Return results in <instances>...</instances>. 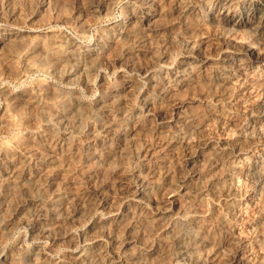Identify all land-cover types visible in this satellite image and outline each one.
Returning <instances> with one entry per match:
<instances>
[{"label": "rangeland", "instance_id": "1", "mask_svg": "<svg viewBox=\"0 0 264 264\" xmlns=\"http://www.w3.org/2000/svg\"><path fill=\"white\" fill-rule=\"evenodd\" d=\"M98 1L105 6L100 11L91 13L89 10L87 11L91 0H0V38H4L0 41V147L6 149L9 153L17 151L21 155L23 153L28 154L26 152L31 149L28 138L36 137V141H34L36 147H33L36 148V154L33 157L31 155L30 158L34 171L40 172L44 166H48L44 164V160L49 147V139L52 138V134L55 135L59 130L62 131V128L54 130L53 126H50V120L41 121V111L39 110L51 111L56 109L55 101L64 97L69 89L77 90L78 92L75 95H78L79 101L88 108L90 105H86V103H93L96 98L100 99L102 87L99 85L101 84L115 80L120 85L128 82L127 85L132 86L124 88L122 94L130 98L134 96L136 87L129 82L139 80V83L142 84V90L148 87L139 70L141 68L152 69L153 61L150 56L147 52L137 55L134 49L121 55V45L111 35V27L123 21L125 10L127 8L131 9L138 0ZM163 1L162 8L160 7L161 10L155 12L159 14L153 15L146 22L147 25L150 24L154 28L150 31L149 36L152 41L164 39L167 41L173 31L168 26L170 22L169 11L173 3L171 0ZM192 1L198 8V14L192 16L189 23L184 26L187 35L194 36L195 40H199L203 36L216 38L225 33L229 34V25L225 21L221 23L217 21L208 22L206 3L209 0ZM258 1L262 0H234L235 5L233 8L235 10L230 15H233L234 11L237 10L243 11L244 6L247 8L252 4L250 2L257 3ZM78 22L86 23L87 29L78 30ZM147 25L141 27V30L145 29ZM137 26L128 25V28H131L130 32L132 30V33H135L140 28ZM236 28L237 32L234 34L240 40L249 39L250 34L253 33L246 25H236ZM16 33H21L20 36L23 37V42L15 39ZM68 38H71L73 50L78 49L77 52L80 51V54L86 53L90 49L99 48L100 50L103 49V54L106 57L115 59L113 65H110L106 58L99 61V64L88 63L87 69L90 70L89 80L91 81L89 84H91L92 91L86 88L87 83L84 76L78 79L72 76L61 80L60 69L55 68L58 71L54 69L53 64L57 59L54 52L57 48H66L67 50ZM46 43L49 50L44 46ZM171 48L174 49L175 46H171ZM201 49L202 55L207 59L202 69L203 72L199 75L194 74L187 81H184L181 86H177L175 89L172 88L167 93L168 100L178 102V109L171 114L173 117H170L169 122L164 121L163 127L167 128H162L161 120L156 119L159 104H150L143 111L141 120L133 121L130 126L129 140L124 138L121 142L115 144L112 149L111 147H105L108 150L105 151L111 154L109 153V159L105 160L103 164L107 168H110V166L114 168L122 166L125 162V159L120 157L117 149L158 143V141L165 138V132L171 130L172 127H176L182 135L187 134L190 140L186 135L185 138L191 143L186 140H177L172 148L174 151L170 150L168 151L170 153L166 151L160 154V159L163 162L159 165L161 164L162 168L158 165L155 166L156 174L153 179L157 180L156 178H159L161 172L163 174L161 175L165 176L166 185L163 184L164 187L160 188L161 192L156 196L157 187L153 191L154 193L151 196L149 195L150 197H144L143 195L134 197L131 191H128L127 194L107 188L105 194L110 202L109 205L97 211L85 207L76 216V223L73 228L75 233L78 234L92 225L95 226L87 234L88 239H93L87 240L85 243L79 240L76 247L75 243L71 244L70 241H57L50 244L49 240L29 237V229L32 225L35 226L36 222L28 225L20 222L22 218L33 220L32 215L35 214V207H26L19 214L16 213L14 207L21 204L26 197L39 196L37 199L45 198L41 192H38L41 182L39 183L40 179L37 181V178L35 182L30 184L21 183L23 187L20 192L13 182H10V179L8 185L5 186V190L1 188L2 191H0V264H55L64 253L69 252L74 246L77 251L89 246L94 247L93 250L95 248L98 250L99 245L103 246L105 243L109 250L113 252L119 250L120 258L128 264H168L171 259L168 248L172 239V231L171 228L168 229V226L173 225L179 219L177 217L181 218L184 205L187 203L198 204L199 212L195 217L200 221L199 236L197 237L201 242L199 248H201L202 255L206 257L214 253L211 257H215L209 263L223 264L224 258L227 257L223 254L226 253L225 251L230 252L232 247L227 243H225L226 249L222 246L225 233L222 232L224 230L221 227L223 225L220 224L222 221L218 220L220 212L218 200L216 201L219 185L216 181H210L213 179L211 176L215 171L211 168L217 165L215 158L218 157L220 150L218 149V142L232 136V131L227 130L231 127L225 122L227 123L228 118L231 119L236 114L249 109L253 103L257 102L258 97L256 92H253L241 102V105H233V103L232 108L229 103L228 106H225L221 118L215 116L213 109H215L216 104H220L217 102V96L222 92L236 89L240 85V81L237 79L241 78H232L228 80L225 86L220 88L212 86L210 81L212 71L223 63L221 58H224L225 54L218 57L209 42L204 43ZM231 50L233 49L231 48ZM182 51L181 49L175 50L170 62L184 59L186 54ZM232 52L229 50L228 54L231 55ZM167 62H169V59ZM247 73L249 76L257 78L261 75L257 80L258 82L263 81L264 65L258 67L254 65ZM258 82L255 83V87L258 86ZM33 93L38 95L41 102L31 101L33 98L30 95ZM225 102L228 103V100ZM136 104L139 105V103ZM86 108L84 109L86 111L82 110L79 113V116L85 121L86 116L90 114V111ZM260 128L264 129V126ZM234 137H237V135H234ZM130 144L132 146H129ZM185 145L190 148L193 147L192 150L194 149L193 153L196 156L194 163L189 168L188 166H182L181 161L177 159L178 152ZM65 151L67 152V150ZM66 152H60L57 158L60 157V160L68 158L69 155L66 156L68 154ZM152 159H156V157ZM251 160L254 159L251 157ZM251 160L247 158L237 162L234 171L247 165L251 166L249 163ZM69 162H71V169L77 167L80 170L83 167L82 163L73 161V158ZM3 164L0 165L2 171L6 167ZM190 167H194L197 172L192 174ZM147 169H145V172H147ZM75 170V168L72 169V172ZM203 171L207 172L202 174ZM260 171L264 177V167L260 168ZM183 178H186L187 185L181 186L180 182ZM236 182L245 191L250 193L252 190L251 186L245 187V185H242L238 178H236ZM43 183H46V180ZM75 186H77V182L67 179L64 188L72 189L71 192H74V190L76 191ZM259 187L261 188L258 191L260 195L257 196L259 200H254L249 207L242 208V213H238L237 226L240 234L247 238H251L250 234L253 228L257 224L260 225L262 221L259 213L264 205V184L261 183ZM198 192H200L199 195ZM72 197L74 196L70 195L69 198ZM125 204H130L129 209L131 210L128 209L127 213L125 212ZM67 207V204H65L64 210L71 212V208L68 209ZM254 222L257 223L252 226ZM117 228L121 229L119 241L114 239V229ZM96 244L98 245L96 246ZM254 247V240L245 245L248 254L253 258L256 257V254H259V251ZM221 249L224 251L222 250V252ZM37 250L39 252H36ZM36 253L40 254V259H37ZM45 257L46 260H44ZM260 263V261L257 262L256 258L254 259V264ZM189 264L197 263H193L191 259Z\"/></svg>", "mask_w": 264, "mask_h": 264}, {"label": "bare ground", "instance_id": "2", "mask_svg": "<svg viewBox=\"0 0 264 264\" xmlns=\"http://www.w3.org/2000/svg\"><path fill=\"white\" fill-rule=\"evenodd\" d=\"M163 2V0H138L131 9L127 8L125 10L123 21L111 27V35L121 45V55L134 49L137 55L147 52L153 61L152 69L141 68L139 70L142 79L147 83V89L142 90V84L139 83V80L129 82L136 87L134 96L130 98L122 94L124 88L132 86L127 85L128 82L120 85L115 80L101 84L99 85L102 87L100 99L96 98L95 102L86 103V105H90L88 108L79 101L78 95H75L78 91L69 89V92L67 91L64 97L55 101L56 109L51 111L39 110L41 111V121L50 120V126H53L54 130L62 128V131L59 130L55 135L52 134V138L49 139V147L44 160V164L48 166H44L40 172L32 169L30 158L31 155L33 157L36 154V148H33L36 147L34 142L36 137L28 138L31 148L26 152L28 154L23 153L21 155L17 151L9 153L6 149L0 147V165L4 163L3 165L6 166L3 171L0 169V189L4 188L3 190H5V186L8 185L11 179L10 182H13L21 192L23 187L21 183L30 184L35 182L37 178V181L40 179L39 183L41 182V185L38 188V192H41L45 198L37 199L39 196L26 197L21 204L16 205L14 210L18 214L26 207H35V214L32 215L33 220L22 218L20 223L28 225L36 222L35 226L30 225L31 228L28 233L30 238L46 239L49 240L50 244H54L57 241H70L71 244L75 243V246L78 245L79 240L84 243L87 240H92L93 238L88 239L87 234L95 227L92 225L83 230V232L75 233L73 228L76 223V216L85 207L97 211L109 205L110 202L105 194L107 188L118 190L119 193L131 191L134 197L139 195L147 197L151 196L155 188L158 187L155 192L157 196L161 192L160 188L164 187L163 184L166 185L165 176H162V172L159 178L155 177L157 180L153 179L156 174L155 166L158 165L162 168V165H159V163L163 162L160 159V154L170 150L174 151L172 148L175 146V142L177 140L187 141L185 138L187 134H185L186 136L182 135L176 127H172L171 130L165 132V138L158 141V143L117 149L120 157L125 159V162L122 166L114 168L112 166L107 168L103 164L110 157V152L107 153L106 151L108 150L105 147H111L112 149L115 144H118L124 138L128 139L129 131L131 130L130 126L133 121L141 120L143 111L150 104H159L156 119L162 121H160L162 128H167L163 127L164 121L169 122L170 117H173L171 116L173 111L175 110L176 112V109H178V102L168 100L167 93L172 88L175 89V87L181 86L184 81H187L194 74L197 73L199 75L203 72L202 69L207 59L202 55L201 47L204 43L209 42L218 57L225 54L224 58H221L223 63L212 71L211 85L220 88L225 86L228 80L232 78H241L237 79L240 81V85L236 89L222 92V94L217 96V102L221 105L216 104L215 109L212 108L214 110H212L213 114L221 118L224 107L228 106L229 103L232 108L233 105H241V102L253 92H256L258 97L257 102L253 103L249 109L236 114L231 119L228 118L227 123L225 122L231 127L227 130L232 131V136L218 142V149L220 150L218 157L215 158L217 165L211 168V170L215 169V171L211 176L213 179L210 181H216L219 185L216 201L218 200L220 212L218 220L222 221L220 224L223 225L221 226L224 229L222 232L225 233L223 235L225 236L223 237L224 240L221 238L223 240L222 246L226 249L225 243H227L232 247L230 252L225 251L226 253L223 254L224 256L227 255L223 260V264H254L255 258L258 263L260 261V264H264V205L259 213L262 221L261 223L258 221L260 225L257 224L253 228L250 234L251 238L242 236L237 226L238 213H242V208L249 207L254 200H259L257 197L260 195L258 191L261 190L259 186L261 183L264 184V177L260 171V168L264 167V129L260 128L264 126V79L258 82L257 79L261 75L257 78L251 77L247 73L254 65H257V67L264 65V0L257 3L250 2L252 4L249 7L246 8L244 6L243 11H234L233 15L230 14L235 10L233 8L235 5L233 3L234 0H209L206 3L207 5L205 4L208 11L206 13V17L209 19L208 22L217 21L221 23L225 21L229 25V34L225 33L216 38L203 36L199 40H195L194 36L187 35L184 27L189 23L192 16L198 14V8L194 2L192 0H171L173 4L170 2L172 7L169 11L170 22L168 26L173 31L167 41L166 39L152 41L149 36L150 31L154 30V28L150 24L147 25L146 22L153 15L159 14L155 12L159 11V9L161 10ZM104 6L98 0H91L87 11L94 13L100 11ZM145 24L147 26L141 30V27ZM128 25H133V27L138 25L137 27L140 28L135 33H132V30L130 32L132 27L128 28ZM236 25L249 26L251 31H253L250 34L251 37L248 36L249 39L246 40L238 39L236 34H234L237 32ZM78 28V30L83 31L87 29V24L81 22L78 24ZM20 34H15V39H18L17 41L19 42L23 40ZM1 40H4V38H0ZM67 42L68 51L66 48H57L54 52L57 57L53 64L55 66L54 69H60L61 80L72 76L76 79L84 76L86 80L83 79L87 83V87H85L92 91L91 84H89L91 81L89 80L90 70L87 69L88 63L99 64V61L106 58L110 65H113L115 59L106 57L103 54V49L100 50L99 48L90 49L86 53L83 52L84 55L80 54V51L77 52V48V50H73L71 38H68ZM47 45V43L44 44L45 48L49 50ZM171 46H175V48L173 49ZM179 49L186 54L185 58L171 63L172 54ZM229 50L230 52L233 51L231 55L228 54ZM168 59L169 62H167ZM56 69L55 71H58ZM257 82L259 84L255 87L254 85ZM30 97L33 98L31 101L35 103L41 102L36 93L30 95ZM227 100L228 103L225 102ZM136 103H139V105ZM85 108L90 111V114L86 116V121L79 116V113ZM234 135H237V137H234ZM131 144L129 146L133 145ZM192 148L185 145L178 152L177 159L181 161L180 163L184 167L188 166L189 168L195 161L194 158L196 156ZM62 151L68 153L66 156L69 155V157L63 160H60V157L57 158V155ZM151 157H156V159ZM251 157L254 160H251ZM71 158H73V161L82 163L83 167L80 170L77 167H73L72 169L75 168L76 170L72 172L71 162H69ZM247 158L251 160L249 162L251 166L247 165L234 171V166L237 162ZM146 167L149 168L147 169ZM145 169H147V172H145ZM190 169L192 174L197 172L194 167H190ZM206 172L203 171L202 174ZM236 178L245 187H252L250 193L242 189L241 185L236 184ZM67 179L77 182V186L74 188L76 191L71 192L72 189L64 188ZM45 180L46 183H43ZM180 184L181 186L187 185L186 178H183ZM197 194L199 195L200 192ZM70 195L74 197L69 198ZM65 204H67L68 209L69 207L71 208V212L64 210ZM130 204L124 205L125 212L129 209ZM133 205L135 206V204ZM136 207L138 208V206ZM232 210L234 212L231 213ZM198 212V204L187 203L184 205L181 218L177 217L179 219H176L177 221L173 225L168 226V229L171 228L172 231V239L168 248L171 259L168 264H189L191 259L193 263L197 264H211L209 262L213 261L215 256H211L214 253L204 257L201 248H199V243L201 242H199L197 236H199L200 221L195 217ZM256 223H252V226ZM120 234V228L114 229L115 241L120 240ZM252 237L254 238L252 239ZM250 239L254 240V249L256 248L259 251L255 258L251 257L245 249V245L252 242H250ZM75 246L69 252L64 253L55 264H128L120 258L119 250H114L113 252L106 245L104 247L99 245L100 248L98 250L96 248L93 250L94 247L89 246L81 251H77V246ZM36 252L39 251L37 250ZM35 255L37 259L41 258L39 253ZM44 260H46V257Z\"/></svg>", "mask_w": 264, "mask_h": 264}]
</instances>
